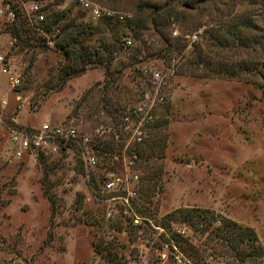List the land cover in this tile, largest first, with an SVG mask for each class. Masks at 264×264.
Returning a JSON list of instances; mask_svg holds the SVG:
<instances>
[{"label": "rangeland", "instance_id": "rangeland-1", "mask_svg": "<svg viewBox=\"0 0 264 264\" xmlns=\"http://www.w3.org/2000/svg\"><path fill=\"white\" fill-rule=\"evenodd\" d=\"M0 1L13 7L33 0ZM57 1L55 8L70 18L96 25L72 0ZM91 1L131 18L145 0ZM34 2L45 7L51 0ZM189 6L175 4L172 24L161 30L185 44L170 65L158 55L159 36L146 32L141 37L146 56L136 54L140 44L133 40L131 47L114 52L109 64L88 63L63 86L59 77L71 62L62 50L39 39L33 46L17 43L5 29L11 21L0 17V53L20 80L12 87L9 74L0 70V264H127L132 258L139 264H195L184 240L207 264H240L234 252L225 254L227 247L210 229L202 230L212 213L217 225L228 218L252 228L263 247L257 264H264V0H204ZM238 21L248 24L240 27L247 46L232 41L229 30ZM35 29V36L54 43L56 31ZM211 30L225 36L223 46L207 43ZM192 34L198 36L194 41ZM111 38L109 32L94 33L89 43ZM198 54L211 65L198 64ZM144 69L161 70L167 84L166 101L150 131L151 147L137 161L136 211L162 231L152 224L136 227L116 211L107 217L112 207L98 188L104 170L117 164L114 137L102 130L118 128L117 113L132 104L138 83L136 90L143 88L134 77L136 70L145 75ZM106 73L117 77L105 85ZM47 120L72 122L93 137L99 167L87 171L75 143L67 153L14 158L10 130ZM182 208L207 211L205 224L175 213Z\"/></svg>", "mask_w": 264, "mask_h": 264}, {"label": "trees", "instance_id": "trees-1", "mask_svg": "<svg viewBox=\"0 0 264 264\" xmlns=\"http://www.w3.org/2000/svg\"><path fill=\"white\" fill-rule=\"evenodd\" d=\"M113 1L115 2L117 0ZM195 1L204 0H165L164 4L160 3L158 0H145L138 3L134 16L131 18L127 17L123 21L104 18L97 21L96 25L78 21L76 18H70L66 10L55 8L58 4L57 0H51L50 3L48 2L49 6H41V11L45 14V20L39 22L34 21V15H28L23 9V6H17L15 4L12 8L15 12L16 18L10 23H6L5 29L8 30L17 43H22V45L26 46H33L32 42L39 39L40 42L44 41L43 45L45 47L47 46L46 37L42 35L35 36L34 32H37L35 28L40 27L43 32L48 34H52L56 31L54 37V49L62 50L63 56L68 58L71 62L62 76L59 77V83L63 86L67 79L83 74L89 67V65H87L88 63L109 64L114 58V52L124 48L123 40H121V38L125 35V29L130 31L132 39L138 41L140 44L139 47L137 46L136 54L145 52L143 48L144 41L141 40V37L143 35L145 36L146 32L149 36H152L153 33L158 35L162 43L158 55L163 59L166 58V60H168L167 64L170 65L172 57H174V55H179L181 50L185 48V44H179V37L177 36L173 37L172 40L168 39L161 30L168 28L172 24L173 20H171V18L173 17V13H175V4L191 9L192 7L189 6V3ZM110 8L116 10L115 7ZM247 26L248 24H244V22L240 21L231 24L229 31L234 35L232 39L233 42L237 39L239 45L247 46V40H243L240 35V27H242V29H248L249 27ZM103 32L111 33L112 38L108 41L101 40L97 46H92L89 43L92 39V35L94 33ZM114 32L116 33L114 34ZM207 37V43L211 45H216L217 43V46H223L226 41L223 34L212 30L209 31ZM147 54L148 53L145 52V56ZM197 57L196 62L198 64L205 65V67L211 65V62H209V60L203 55L198 54ZM116 71L117 73H120V70ZM141 71L136 70L134 78L138 76L140 77L139 82L147 83L148 76L146 74L144 75ZM105 76V85L110 81L113 82L117 77L107 73ZM138 86L139 83L136 85V89ZM136 89L134 91V97L131 99L130 103H134L137 99L139 91ZM102 109H104L109 116L112 115L111 110L105 106H103ZM121 111L117 113V119H119L120 114H122ZM151 141L152 138L151 140L148 139L142 146V149L139 152L140 160L143 161L145 159L146 152L151 147ZM109 143L112 142L110 141ZM113 146L115 147V145ZM113 149L111 150L113 151ZM151 180H153V176H151L150 181ZM177 212L190 220L196 217V219H198L196 221L198 225L201 221L204 223L205 215L208 213L207 211L198 208H182L177 209L175 213ZM213 216L214 214L212 213L211 218H207V225H205L202 230L210 229V235L212 236L214 234L215 237H217L216 240L218 243L227 247L226 249L224 248L225 251H227L225 254H228V251L234 252L235 258L236 260H239L240 264H257V257L263 251V247L258 242L253 229L248 226H241L228 218H224L222 220L223 222L217 225L214 223L215 219ZM212 237L214 238V236ZM183 242L185 244L183 248H188L189 253L193 254L195 264H207L195 246L191 245L188 241L184 240Z\"/></svg>", "mask_w": 264, "mask_h": 264}, {"label": "built area", "instance_id": "built-area-1", "mask_svg": "<svg viewBox=\"0 0 264 264\" xmlns=\"http://www.w3.org/2000/svg\"><path fill=\"white\" fill-rule=\"evenodd\" d=\"M82 11L89 16L90 20L99 21L107 18L115 21H123L129 14L101 6L91 0H72ZM23 9L28 15H34V21L45 20V14L41 11V5L34 1L23 3ZM0 17L5 21H13L16 18L13 8L8 3L0 1ZM191 41L198 38L192 34ZM47 44L54 46L52 40ZM133 45L130 36L123 38L125 48ZM0 70L8 76V81L12 87H17L20 83L16 73L10 74L8 58L5 53H0ZM148 75L147 83L139 90L137 99L125 111L120 114L118 128L104 129L102 132L113 135L116 151L114 159L117 164L114 168L104 170L98 184V188L104 201L110 202L108 205L107 217H113L114 211L121 214L134 226L143 228L144 225L152 224L155 229L162 231L160 227L151 222V218L137 213L136 204L139 198L140 169L137 161L139 152L144 143L150 138V131L157 118V113L166 101V76L161 70H143ZM149 71V73H148ZM2 104L6 100H1ZM99 132V129L96 130ZM100 132V135L103 133ZM10 143L12 156L16 159L24 155H53L56 153H67L70 145L75 143L80 146L81 159L88 169L99 167V157L93 149V137L87 133H81L78 127L72 122L65 121H44L39 126H25L21 129L10 130ZM181 261L180 259H178ZM146 264V260L142 261ZM127 264H139L135 258L129 259Z\"/></svg>", "mask_w": 264, "mask_h": 264}, {"label": "crops", "instance_id": "crops-1", "mask_svg": "<svg viewBox=\"0 0 264 264\" xmlns=\"http://www.w3.org/2000/svg\"><path fill=\"white\" fill-rule=\"evenodd\" d=\"M13 119H15V121H16V118H13Z\"/></svg>", "mask_w": 264, "mask_h": 264}]
</instances>
